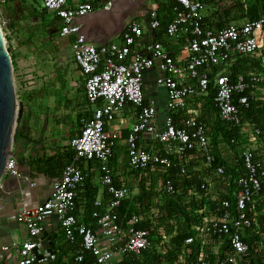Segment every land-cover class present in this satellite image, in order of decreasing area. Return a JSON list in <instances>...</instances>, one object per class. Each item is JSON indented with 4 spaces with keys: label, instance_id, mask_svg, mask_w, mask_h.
<instances>
[{
    "label": "built area",
    "instance_id": "1",
    "mask_svg": "<svg viewBox=\"0 0 264 264\" xmlns=\"http://www.w3.org/2000/svg\"><path fill=\"white\" fill-rule=\"evenodd\" d=\"M229 3L222 0L220 5ZM40 4L46 14L58 20V36L69 41L71 59L83 78V97L91 109L80 119L78 135L67 143L73 156L51 182L48 196L34 205L17 200L16 212L7 221L23 226L25 237L17 244L1 246L0 257L14 248V264H53L58 250L42 248L39 239L49 219H54L62 241L77 248L69 250L65 264H82L84 253L92 258L88 264H116L127 255L139 257L152 248V240L159 241L153 245L156 251L169 241L153 209L139 207L124 221H117L114 213L131 194L127 187L113 183L109 160L118 133L105 127L125 105H130L134 121L125 138L127 167L138 172L144 184L151 173L159 175L158 193L163 200L180 193L179 183L188 174L191 177L203 171L198 189L189 187L182 198L183 202L192 199L200 216L198 223L190 226L193 236L183 241L192 244L197 240L200 245L190 264L264 263V239L260 249L252 252L243 237L253 225L250 211L262 198L264 161L257 160L253 151L261 127L241 117L248 97L263 101L264 107V58L258 69L229 77L235 60L255 56L264 49V15L213 28L206 23V5L200 0H173L163 11L152 1L144 22H127L115 41L95 47L77 23L92 12L89 2L40 0ZM161 19L165 21L166 40L181 43L176 54L165 50L157 40L143 41L145 32L159 30ZM148 72H156L154 85L165 94L161 121L156 119L152 104H142V78ZM210 82L214 114L205 120L198 108L188 107L187 102L192 98L206 100ZM29 84L27 80L24 87ZM216 120L228 131L237 129L227 141L219 131L214 139ZM141 136H147L149 149L138 147ZM214 152L219 163L214 161ZM92 162L108 198L102 212L91 211L88 225L76 217L74 198L84 180L79 165ZM226 168L236 174L229 189L214 190V180L227 185ZM3 174L23 178L11 157L5 162ZM150 186L144 185L147 189ZM225 194L233 200V207L222 197ZM93 206L97 208L100 203L93 202ZM141 222L147 228H137ZM214 239L221 249L216 248L213 257L207 258L201 246Z\"/></svg>",
    "mask_w": 264,
    "mask_h": 264
},
{
    "label": "crops",
    "instance_id": "2",
    "mask_svg": "<svg viewBox=\"0 0 264 264\" xmlns=\"http://www.w3.org/2000/svg\"><path fill=\"white\" fill-rule=\"evenodd\" d=\"M74 4L77 2H89L92 5V12L77 20L81 32L87 41L97 47L116 40L120 36L124 25L131 20H145L146 11L153 0H67ZM134 1H136L134 3ZM146 1V6L144 5ZM212 5H207L205 14L208 16L206 23L208 26L217 28V24L223 26L228 22H241L246 18L244 10L233 11L224 17L222 13L235 4L245 8L244 0L242 3L229 0V4L220 5L222 0H211ZM142 4L144 9H142ZM209 7H216L217 10L208 13ZM239 16V17H238ZM220 18V19H219ZM160 21L164 22L163 19ZM220 21V23L218 22ZM144 22V21H143ZM0 24L4 26L9 35V50L13 65L19 74V79L23 82L29 80L28 87H24L25 104L23 105V121L29 142L22 148L20 144H15L13 150L19 149L22 160L16 162L18 170L23 178H14L4 175L0 182V247L10 244H17L25 237L23 226L7 221V217L14 214L17 209V200L22 199L25 205H34L43 201L49 194L50 184L43 178H31L30 161L35 158H48L66 151L68 141L77 136L80 128V119L89 113V106L83 97V78L70 56L69 41L58 36L59 22L57 19L46 14L41 8L40 0H0ZM157 40L163 48L172 54L179 51L180 41H168L163 34L156 38L153 32H145L144 42ZM264 58V49L259 54L243 59ZM242 59V58H241ZM235 60L234 63L241 60ZM242 59V60H243ZM238 63V62H237ZM248 65V64H246ZM246 67V66H245ZM259 68V66H258ZM257 68V69H258ZM251 68H247V72ZM156 72H148L142 78V93L146 103L153 105L156 119L161 121L165 111V94L160 88L154 85ZM25 86V83H24ZM263 96V94L261 95ZM254 99V98H253ZM263 104V101L261 102ZM187 106L198 108L201 116L205 119L214 114L212 106L207 104V100L197 98L189 99ZM264 108V107H263ZM134 110L130 105H125L116 119L105 129H115L118 139L112 150L109 166L112 170V180L116 186H125L130 191V200L138 209L144 204L153 209L157 214V208L163 200L158 193L160 176L151 173L145 183L151 185L150 188L144 187L142 176L127 167L125 152V138L128 129L134 121ZM206 120V119H205ZM248 122V120H244ZM264 122V114L262 121ZM261 135L256 144L253 145L254 155L257 160L264 161V124L261 125ZM141 149H149L150 142L147 136H141L137 142ZM193 163L189 162V166ZM84 180H87L96 189L93 202L100 203V208L104 210L107 195L103 194V187L98 182V173L95 163L79 165ZM203 171L195 173V176H202ZM144 184V185H143ZM261 199L253 206L250 216L253 220L251 230L243 233L244 241L249 244V249L254 252L260 249L264 239V231L260 229L258 218L264 215V179L261 183ZM141 188L147 190L151 195L148 202L140 199L142 197ZM213 189L224 192L229 189L227 185H222L219 180H214ZM229 197V194H225ZM189 201H186L187 203ZM183 203V202H182ZM75 215L84 224H91L90 213L97 209L90 208L86 204V193L83 188H79L75 195ZM182 219H167L164 223L158 222V226L168 230V239L175 236H182L180 247L176 254L173 264H190L196 256L200 245L197 240L192 244H184L185 238L193 236L190 226ZM170 237V238H169ZM40 246L58 250V257L53 264H65L69 247L62 246L63 241L58 232L54 219L45 222L44 231L40 236ZM169 242V241H168ZM218 240L204 241L201 246L207 258H212L216 248H220ZM163 254L164 248L159 251ZM0 264H14L15 249H10L3 254ZM176 262V263H175ZM159 264H167L162 260Z\"/></svg>",
    "mask_w": 264,
    "mask_h": 264
},
{
    "label": "trees",
    "instance_id": "3",
    "mask_svg": "<svg viewBox=\"0 0 264 264\" xmlns=\"http://www.w3.org/2000/svg\"><path fill=\"white\" fill-rule=\"evenodd\" d=\"M155 4L158 7L159 11L167 10L170 5L173 3V0H153ZM203 4L212 5L211 0H200ZM248 4V0L245 2V8L242 9V5L235 4L233 7L228 8L225 10L222 15L226 17L229 15L233 9L237 12L241 10H244L246 18L248 20H254L258 18L259 15H264V4L262 3V0H251ZM239 17V16H238ZM211 18V16H210ZM210 18H205L210 19ZM220 19V18H219ZM220 23V21H218ZM217 28L220 27L219 24L216 26ZM164 29V22L160 21V28L159 30H156L154 32L155 37L158 38L163 34ZM11 58V57H10ZM245 58V57H243ZM242 58V59H243ZM241 59V58H240ZM237 61L234 63L230 69H229V77L233 78L236 74L242 73L245 74L247 72V68L250 67L251 70H256L259 66V59H243V60ZM13 62L11 61V65ZM248 64V65H246ZM246 66V67H245ZM208 96L206 98L207 104L209 106L211 105V96L213 93V90L211 89V82L208 85ZM143 105H146V101L143 98L142 101ZM264 114L263 104L259 100L253 99V97H248V106L246 110L242 111L241 117L243 120H248L251 124L256 125L257 127H261V121H262V115ZM237 129H230L229 131L226 130L223 123H221L219 120H216L214 128H212V135L214 139L216 138V133L219 131L225 141L229 137H231ZM214 141V140H213ZM29 142L26 134L25 124L24 126H18L17 127V133H16V139L13 145L20 144V146L23 148L27 143ZM214 161L216 163H219L218 157L216 153L214 152ZM73 156V153L70 150L64 151L62 154H58L55 156H51L48 158H42L38 157L34 160L30 161V177L31 178H43L47 181H53L56 180L62 168L64 165L69 163L71 161V158ZM226 176L229 177V184L231 185V180L235 177V173L233 174L231 170L225 169ZM200 180L197 176L193 175L190 177V174H188V178H184L182 182L179 183L180 187V193L177 195L171 196V197H165L163 199L162 204L157 208V214L158 216L155 217V220L157 222H161V224L164 223V220L167 219H175L178 220L179 218L182 219L180 222H184L187 226L192 224H197L200 216L196 213V204L193 202V200H188L189 202L185 203L183 202L182 198L186 194V190L189 187H194L196 190L198 189ZM178 185V184H177ZM176 185V186H177ZM83 188L84 192L86 193V205L90 208H92L93 204V198L95 195L96 189L92 187V185L87 181L83 180L80 186L77 187L76 192L79 190V188ZM178 187V186H177ZM262 188V185H261ZM142 197L140 199L148 200L150 199V193L147 190H143L141 188ZM103 194L106 196L105 191H103ZM223 198L229 200L230 207H233V200L227 196H222ZM183 202V203H182ZM75 203V198H74ZM76 205V204H75ZM147 204H144V207H146ZM149 206L146 207L148 209ZM97 210L99 212H102V208L98 207ZM138 210L134 206L132 200L128 199L123 201L119 207H117L114 210V213L117 217V221H124L129 217L131 213H136ZM258 224L260 225V229L264 231V215L260 216L258 218ZM137 228H147V226L144 225L143 222L137 225ZM168 230L165 231V234H168ZM152 235H154V232H151ZM181 238L179 236H175L171 238L169 241L170 244L166 245L167 250L163 252V254H160L156 251L155 247L153 245L158 244L159 241L152 240V248L148 249L146 251H143L139 257L127 255L122 257L120 261H118L116 264H159L162 260L166 261L168 264H173L176 259V254L178 252V249L180 247ZM168 243V242H167ZM165 244V243H164ZM163 245V244H162ZM249 245V244H248ZM62 246H68L67 243L63 242ZM163 247V246H162ZM71 250H77V248H70ZM92 258L87 254L84 253L83 255V262L82 264H88L91 262ZM251 264H264L256 261L251 260Z\"/></svg>",
    "mask_w": 264,
    "mask_h": 264
},
{
    "label": "water",
    "instance_id": "4",
    "mask_svg": "<svg viewBox=\"0 0 264 264\" xmlns=\"http://www.w3.org/2000/svg\"><path fill=\"white\" fill-rule=\"evenodd\" d=\"M22 110V103H16L11 60L0 30V182L4 176L3 170L7 158L11 157L16 162L22 160L19 149L13 150L11 147L16 139L17 127L24 126V121L21 120Z\"/></svg>",
    "mask_w": 264,
    "mask_h": 264
},
{
    "label": "rangeland",
    "instance_id": "5",
    "mask_svg": "<svg viewBox=\"0 0 264 264\" xmlns=\"http://www.w3.org/2000/svg\"><path fill=\"white\" fill-rule=\"evenodd\" d=\"M250 2H252V1L248 0V4ZM145 3H146V1H144V5L146 6ZM262 3L264 4V0H262ZM144 5L142 4V6H141L142 9H144ZM207 9H208V13L217 10L216 7H213V8L209 7ZM0 30H1V33H2V36H3V39H4V46H5L8 54H9V56L11 57L10 50H9V41H8L9 40V35L6 32L4 26H2L1 24H0ZM10 60L13 62L12 58H10ZM11 76H12V82H13V88H14V95H15L16 103L21 102V103L25 104V102H26L25 99L27 98L24 95L25 94V91H24V83L25 82H23V81H21L19 79V74L17 72V69H16L15 65H13V64L11 65ZM21 120H23V114L21 115ZM11 147L14 148V145L12 144ZM164 234H165V231H164ZM170 242L171 241H169L168 243H165V244L162 245L165 251L167 250L166 245L170 244ZM165 263H167V262L165 261ZM176 264H178V263H176Z\"/></svg>",
    "mask_w": 264,
    "mask_h": 264
}]
</instances>
